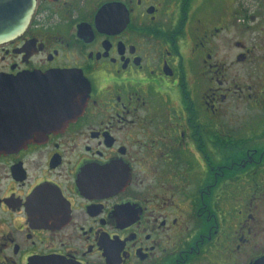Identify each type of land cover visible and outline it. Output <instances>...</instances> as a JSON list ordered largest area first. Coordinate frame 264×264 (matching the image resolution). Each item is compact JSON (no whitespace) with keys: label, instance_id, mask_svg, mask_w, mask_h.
<instances>
[{"label":"flooded vegetation","instance_id":"obj_1","mask_svg":"<svg viewBox=\"0 0 264 264\" xmlns=\"http://www.w3.org/2000/svg\"><path fill=\"white\" fill-rule=\"evenodd\" d=\"M33 5L0 76L75 87L0 152V264H264V0Z\"/></svg>","mask_w":264,"mask_h":264},{"label":"water","instance_id":"obj_2","mask_svg":"<svg viewBox=\"0 0 264 264\" xmlns=\"http://www.w3.org/2000/svg\"><path fill=\"white\" fill-rule=\"evenodd\" d=\"M7 1L10 25L2 24L3 11L0 41L23 32L34 9L33 0ZM72 76L71 73L0 76V152L29 143L33 133H45L67 123L66 91L73 87Z\"/></svg>","mask_w":264,"mask_h":264}]
</instances>
